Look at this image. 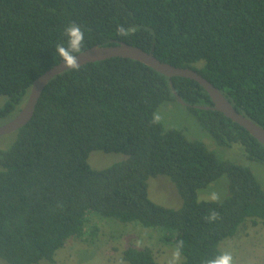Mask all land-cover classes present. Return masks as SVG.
Returning a JSON list of instances; mask_svg holds the SVG:
<instances>
[{
	"label": "trees",
	"instance_id": "16d2710c",
	"mask_svg": "<svg viewBox=\"0 0 264 264\" xmlns=\"http://www.w3.org/2000/svg\"><path fill=\"white\" fill-rule=\"evenodd\" d=\"M70 22L85 32L81 52L119 42L151 51L199 73L264 129V0H0V120L13 118L33 81L62 62L55 46ZM118 25L134 31L121 37ZM174 92L218 145L241 144L249 159L264 163V145L211 108L193 79L167 77L123 57L64 70L47 82L30 120L0 150V259L54 263L70 237H94L96 226L84 228L92 212L165 229V242L184 241L181 264H203L221 253L219 242L247 218L264 228V190L247 166L151 122L162 102L176 100ZM95 150L125 159L94 169L87 157ZM223 174L227 196L199 201L198 189ZM158 175L172 181L180 208L149 198L147 179ZM210 209L219 212L213 223L204 219ZM115 264L157 261L149 247L128 246Z\"/></svg>",
	"mask_w": 264,
	"mask_h": 264
},
{
	"label": "rangeland",
	"instance_id": "374dc122",
	"mask_svg": "<svg viewBox=\"0 0 264 264\" xmlns=\"http://www.w3.org/2000/svg\"><path fill=\"white\" fill-rule=\"evenodd\" d=\"M1 103L5 100L0 96ZM161 116L165 127L181 130L187 138L202 142L208 149L215 152L218 158L247 166L264 190V163L251 160L247 157L241 144L233 143L230 146L218 145L209 132L204 129L198 118L177 100L162 102L156 109ZM10 116L1 118L0 125L7 122ZM14 133V132H13ZM13 133L0 135V150L5 149L13 140ZM125 159V155L117 152L91 151L87 161L94 169H103L111 164ZM228 177L223 174L207 186L198 189L199 201H210L208 193L217 191L222 201L228 194ZM149 198L164 207L178 209L182 205L172 181L164 175L147 179ZM85 230L97 227L94 237L87 240V234L82 238L70 237L63 247L54 255V263L42 260L37 264H115L121 252L128 246L136 248L149 247L155 256L157 264H181L184 260L180 255L178 260L173 259L175 246L161 239L166 232L160 227H143L137 222H121L111 217H101L92 212ZM221 252H230L233 264H264V228L261 225H252L250 219H245L232 236L219 242ZM0 264H9L0 259Z\"/></svg>",
	"mask_w": 264,
	"mask_h": 264
},
{
	"label": "water",
	"instance_id": "95a60500",
	"mask_svg": "<svg viewBox=\"0 0 264 264\" xmlns=\"http://www.w3.org/2000/svg\"><path fill=\"white\" fill-rule=\"evenodd\" d=\"M112 57H123L139 61L167 77H185L197 81L209 95L213 103V107L211 108L221 112L224 116L246 129L254 138L264 145V129L240 114L236 109L233 108L229 101L226 100L218 88H216L212 83L190 68L175 67L162 62L153 56L151 51H144L141 48L127 44L125 42H119L118 44L110 46L96 45L77 54V59L80 65L101 61ZM64 70L67 69L65 68L63 62H60L59 64L45 71L33 81L27 100L22 105L20 111L8 122L0 125V135H6L15 132L30 120L44 86L53 76ZM175 96L178 102L185 104L184 101L178 95H176V93Z\"/></svg>",
	"mask_w": 264,
	"mask_h": 264
},
{
	"label": "clouds",
	"instance_id": "9594fccd",
	"mask_svg": "<svg viewBox=\"0 0 264 264\" xmlns=\"http://www.w3.org/2000/svg\"><path fill=\"white\" fill-rule=\"evenodd\" d=\"M134 29L125 28L123 25H118L116 32L121 37H127ZM65 40L61 43H57L55 46V54L58 55L63 62L66 69L78 71L80 64L77 59V54L81 52L85 42V32L82 30V26L75 22H70L64 29ZM161 120V116L158 112L152 114L151 122L158 124ZM212 202H218L220 200V193L217 191H211L207 197ZM219 212L210 209L209 214L204 218L208 223H213L219 219ZM184 247L183 240H177L175 249L173 252V259L178 260L181 255V250ZM203 264H233V256L230 252L223 251L211 258L203 261Z\"/></svg>",
	"mask_w": 264,
	"mask_h": 264
}]
</instances>
